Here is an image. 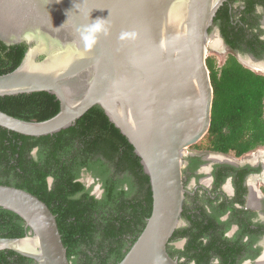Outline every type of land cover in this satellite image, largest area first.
<instances>
[{"label":"water","instance_id":"water-1","mask_svg":"<svg viewBox=\"0 0 264 264\" xmlns=\"http://www.w3.org/2000/svg\"><path fill=\"white\" fill-rule=\"evenodd\" d=\"M225 1L0 0V40L26 44L18 66L0 74V96L46 91L59 101L58 112L44 120L0 110V126L52 134L99 105L149 177L150 215L118 264H180L167 245L180 224L186 149L210 127L208 29ZM95 27L100 31H89ZM0 207L28 227L24 236L0 237V250L34 264H71L45 202L0 184Z\"/></svg>","mask_w":264,"mask_h":264},{"label":"trees","instance_id":"trees-1","mask_svg":"<svg viewBox=\"0 0 264 264\" xmlns=\"http://www.w3.org/2000/svg\"><path fill=\"white\" fill-rule=\"evenodd\" d=\"M216 18L223 27L228 24L225 5ZM229 43L234 45L233 39ZM25 49V43L6 45L0 40V74L17 67ZM206 64L213 88L211 122L196 146L239 154L263 144L264 77L242 67L232 55L221 68L212 56L206 57ZM0 110L24 120H44L58 112L59 101L46 91L4 95ZM86 175L91 182L84 180ZM0 184L22 188L47 204L71 264H118L152 206L149 177L139 157L99 105L52 134L28 136L0 126ZM96 184L99 191H94ZM27 231L19 215L0 207V237H20ZM185 236L188 228H177L169 240ZM226 243L219 255H225ZM189 248L188 241L182 249L167 245L170 256L188 258ZM215 249L208 244L204 253ZM34 263L11 249L0 250V264Z\"/></svg>","mask_w":264,"mask_h":264},{"label":"flooded vegetation","instance_id":"flooded-vegetation-1","mask_svg":"<svg viewBox=\"0 0 264 264\" xmlns=\"http://www.w3.org/2000/svg\"><path fill=\"white\" fill-rule=\"evenodd\" d=\"M223 5L228 24L223 27L215 15L208 29V51L223 54L217 67L232 55L242 67L264 77V0H226ZM184 160L177 228H188V236L169 240L168 245L182 249L188 241L191 255L172 257L180 264H264V143L239 154L195 143L186 149ZM224 242L226 253L219 255ZM208 244L220 248L205 255Z\"/></svg>","mask_w":264,"mask_h":264},{"label":"rangeland","instance_id":"rangeland-1","mask_svg":"<svg viewBox=\"0 0 264 264\" xmlns=\"http://www.w3.org/2000/svg\"><path fill=\"white\" fill-rule=\"evenodd\" d=\"M209 51H207V55H211L212 57H214L215 60H216V64L218 65L223 59V54H221V53H213V51H211V52H209ZM89 179L90 178H87V179H84V180H86L88 182ZM95 189H96V187H95ZM95 191H97V190H95Z\"/></svg>","mask_w":264,"mask_h":264},{"label":"clouds","instance_id":"clouds-1","mask_svg":"<svg viewBox=\"0 0 264 264\" xmlns=\"http://www.w3.org/2000/svg\"><path fill=\"white\" fill-rule=\"evenodd\" d=\"M89 31H97L98 32V31H100V28L99 27H95L94 29H89ZM105 34H107L106 30H105ZM85 39H91L94 42V37H85Z\"/></svg>","mask_w":264,"mask_h":264}]
</instances>
